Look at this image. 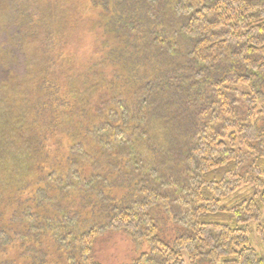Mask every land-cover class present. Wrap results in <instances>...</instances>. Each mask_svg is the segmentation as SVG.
I'll list each match as a JSON object with an SVG mask.
<instances>
[{"label":"trees","instance_id":"16d2710c","mask_svg":"<svg viewBox=\"0 0 264 264\" xmlns=\"http://www.w3.org/2000/svg\"><path fill=\"white\" fill-rule=\"evenodd\" d=\"M44 1L0 0V264H264V0L127 1L84 76Z\"/></svg>","mask_w":264,"mask_h":264},{"label":"rangeland","instance_id":"374dc122","mask_svg":"<svg viewBox=\"0 0 264 264\" xmlns=\"http://www.w3.org/2000/svg\"><path fill=\"white\" fill-rule=\"evenodd\" d=\"M127 1L130 0H46L42 2L44 6L40 5V18H45L49 24L55 22V25L63 21L58 31L61 32L62 39L59 37L58 41L60 40L61 46L65 49L63 54H66V61L68 60L72 73L82 72L81 75L84 76L85 72L88 73L90 66H95L96 57L100 55L92 51L96 50L104 40L105 23L112 12L130 9ZM79 20V24L75 23L76 26L73 25L70 31L69 28H62L65 21H68L66 24L69 25L70 21ZM94 217L90 218L88 223L81 221L80 228L84 229L94 221L96 222L93 220ZM107 221L108 217L105 215L97 219L99 224ZM166 229L170 230L169 227L162 230ZM172 236L173 234L169 233L166 237L173 238ZM252 237L254 239L255 236ZM255 247L260 252L256 245ZM93 248V259L100 264H130L138 259L141 253L147 251V248L136 251L130 236L123 231L104 234ZM53 255L51 253V256Z\"/></svg>","mask_w":264,"mask_h":264}]
</instances>
